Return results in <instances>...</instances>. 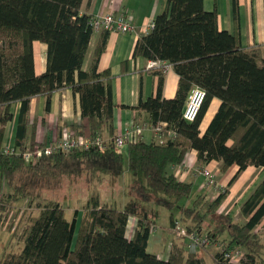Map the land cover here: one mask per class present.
I'll return each instance as SVG.
<instances>
[{
  "label": "trees",
  "instance_id": "obj_1",
  "mask_svg": "<svg viewBox=\"0 0 264 264\" xmlns=\"http://www.w3.org/2000/svg\"><path fill=\"white\" fill-rule=\"evenodd\" d=\"M82 0H0V140L4 124L11 118V102L20 100L15 150L28 145L24 135L31 123L27 112L29 98L46 96L69 86L80 96L81 115L87 125L69 124L81 134L88 128L91 135H103L111 126L114 103L111 96L109 68L97 70L110 30L101 28L87 70L81 65L93 28L90 14L80 13ZM34 40L47 46L46 69L35 73ZM264 44L243 47L237 33L220 29L216 8L207 10L203 0H165V7L154 16L153 26L136 39L133 57L166 59L178 75L174 97L161 95L162 70L157 93L140 97L135 108L149 113L151 124L160 121L175 129L164 143L130 141L127 154L111 146L103 151L96 147L54 152L27 163L21 154H8L0 147V176L9 190L0 195V219L3 210L21 199L33 200L43 188L58 186L65 175L85 171L121 175L131 172L136 201H152L171 208L192 191L191 181L179 179L170 169L180 164L188 150L194 149L204 161L221 160L220 170L238 165V174L249 165L264 168ZM197 85L205 95L195 118L182 117L190 88ZM213 98L220 100L204 129L201 122ZM61 128V127H60ZM225 190L208 201L203 193L179 208V219L189 220L188 231L203 232V219L212 214L214 222L205 233L221 250L214 254L215 264H232L223 258V248L239 247L251 263H261L262 243L255 225L264 215V175L240 205L246 218L238 221L217 208ZM208 202V203H207ZM207 205V206H206ZM81 215V216H80ZM130 215L138 220L130 238L126 235ZM172 221L174 214L170 215ZM154 223L134 203L123 208L99 204L92 195L79 214L71 219L57 200H48L32 218L19 251L5 252L0 264H203L195 253H185L171 245L166 259L147 250ZM204 233V232H203Z\"/></svg>",
  "mask_w": 264,
  "mask_h": 264
},
{
  "label": "crops",
  "instance_id": "obj_2",
  "mask_svg": "<svg viewBox=\"0 0 264 264\" xmlns=\"http://www.w3.org/2000/svg\"><path fill=\"white\" fill-rule=\"evenodd\" d=\"M203 6L207 10L216 8L219 28L237 33L240 44L243 47L264 44V0H203ZM164 7L165 0L81 1L80 13L90 15L123 13L131 19L134 25V29L128 32L109 31L105 48L97 62L98 71L109 68L111 72L110 89L114 107L112 109L111 126H106L102 131L105 138L124 132L133 124L142 126V131L135 140H142L148 143H164L168 138L173 137L167 134V129L171 127L167 125L166 121H162L165 125L164 130L156 131L151 124L149 113L134 107L140 97L147 98L157 93L160 73L155 71V69L146 67L148 59L142 56L133 57V47L136 39L143 33L145 24L149 20L154 19V16L162 11ZM101 31H93L89 39L81 65L83 70H87L93 61V50ZM32 46L34 71L38 74L46 69L47 46L39 40H34ZM262 48L264 49V45ZM162 75L161 95L166 98L174 97L177 90L178 75L173 66L171 65L165 71H162ZM49 101L47 108L45 95L36 94L29 98L27 115L30 122H33V126L29 125L25 131L23 139L26 145L31 139L35 143H45L54 139L59 135L60 127L63 125L71 123L87 125L86 117L81 115L79 93L74 92L71 87L64 86L54 90L50 95ZM219 102L218 98L211 100L201 122L202 129L208 124ZM20 106V100L11 102V118L4 124V131L0 140L1 148H15ZM221 163V160L215 159L209 161L201 160L197 157L196 151L190 149L187 151L183 162L172 164L170 169L179 179L191 181L193 186H196L197 191L203 193L208 201L213 200L220 192L225 190V196L221 200L217 211L229 213L238 221H245L246 218L240 213V205L264 175V168L262 166L249 165L236 174L238 170L237 164L233 163L222 171L220 170ZM195 166L210 170L211 178L206 179L203 174L194 172L193 168ZM126 171L124 170L122 174L126 173ZM132 179L133 176H131ZM99 200L101 201L100 198ZM148 217L151 222L156 224L149 215ZM175 217L179 216L174 215ZM137 220V215L129 216L126 227L128 238L132 236ZM171 225L172 219L170 217L168 225L164 227L163 232L157 233V229L155 230L154 228L149 234L146 248L148 249L151 244V237H153L155 250L151 252L155 253L159 258L166 259L171 245H176L183 247L185 253H195V255L201 257L204 264L206 258L202 255L204 251H209L214 259V254L221 250L222 246L216 242L212 244L216 248L214 251H210V246L190 249L188 239L175 236L171 231ZM254 230L261 239L262 250L260 258L264 262V215L255 225Z\"/></svg>",
  "mask_w": 264,
  "mask_h": 264
},
{
  "label": "rangeland",
  "instance_id": "obj_3",
  "mask_svg": "<svg viewBox=\"0 0 264 264\" xmlns=\"http://www.w3.org/2000/svg\"><path fill=\"white\" fill-rule=\"evenodd\" d=\"M4 41L5 40L1 38L0 44H3ZM125 170H127L126 173L121 176H111L109 173L104 172L91 174L88 171L76 176L65 175L63 181L58 186L43 188L38 198L31 201L27 198H21L15 201L12 206L3 210V215L0 219L2 221V219H6L8 215V221L10 222L1 223L0 221V257L5 252L20 250L24 243V238L28 233V226L32 218L38 215L40 208L50 199L57 200L64 206L65 216L68 219L72 218L75 209H78L79 214H81L82 210L88 205L92 195L98 197V201L101 205L109 203V205L113 207L122 208L124 205H128V203H134L155 221L156 224H154L152 228L153 230L154 228L155 230L157 229V233H160L163 232L164 227L168 225L170 215L174 214L179 216L175 217L179 219L181 215L179 206L182 203L189 204L191 200L198 195L196 186H193L189 196L183 197L178 204L171 208L162 204H155L151 201H136L137 197L132 188V175L130 171L128 172L126 162ZM7 190L9 189L4 178L0 177V195L4 194ZM179 220L185 227L187 223H189V220ZM213 222L214 216L212 214L207 215L203 219L204 233L205 229L211 226ZM152 238L153 237H151V244L147 249L150 252L155 250V242ZM214 250H216V248L210 245V251ZM202 255L206 257L204 264H215L209 251H204Z\"/></svg>",
  "mask_w": 264,
  "mask_h": 264
},
{
  "label": "built area",
  "instance_id": "obj_4",
  "mask_svg": "<svg viewBox=\"0 0 264 264\" xmlns=\"http://www.w3.org/2000/svg\"><path fill=\"white\" fill-rule=\"evenodd\" d=\"M89 23L92 26L93 31L104 28L110 31L128 32L134 29L131 19L123 13L93 14L89 17ZM153 24L154 19L149 20L143 28V33L147 32L153 26ZM171 65V62L168 60L158 58L148 59L146 63L147 68L160 69L162 71H165ZM204 95L205 91L203 88L197 85H194L190 88L185 100L184 108L182 110V117L184 119L191 121L195 118ZM153 128L156 131H163L165 125L162 121H160L154 125ZM141 131L142 126L140 124H133L126 131L117 133L110 138H105L100 134L92 136L88 128L85 129L83 133L77 134L70 129L69 125H63L60 129L59 135L48 142H36L31 147L25 148L22 151L15 150L13 147L3 148V151L8 154L13 152L21 154L27 163H32L41 156L54 152H69L73 149H87L90 147H96L100 151H103L107 147L111 146L115 152L127 154L128 142L134 141ZM167 134L174 136L175 129L168 128ZM193 170L196 173L203 174L206 179H210L212 176L210 170L206 168L195 166ZM2 222H9L8 215L6 216V219H2L1 223ZM171 231L177 237H186L188 239V245L190 249L202 247L206 248L213 244L211 237L206 233L196 230L188 231L187 228L181 224L178 218L173 219ZM222 256L232 264H261L251 263L245 254V251L237 246L228 249L223 248Z\"/></svg>",
  "mask_w": 264,
  "mask_h": 264
},
{
  "label": "water",
  "instance_id": "obj_5",
  "mask_svg": "<svg viewBox=\"0 0 264 264\" xmlns=\"http://www.w3.org/2000/svg\"><path fill=\"white\" fill-rule=\"evenodd\" d=\"M145 215H146V213H145Z\"/></svg>",
  "mask_w": 264,
  "mask_h": 264
},
{
  "label": "bare ground",
  "instance_id": "obj_6",
  "mask_svg": "<svg viewBox=\"0 0 264 264\" xmlns=\"http://www.w3.org/2000/svg\"><path fill=\"white\" fill-rule=\"evenodd\" d=\"M153 229V228H152Z\"/></svg>",
  "mask_w": 264,
  "mask_h": 264
}]
</instances>
